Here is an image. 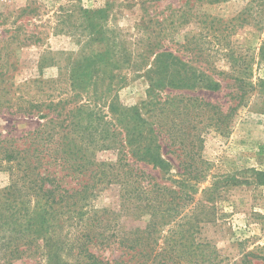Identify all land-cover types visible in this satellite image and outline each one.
<instances>
[{"label":"rangeland","instance_id":"obj_1","mask_svg":"<svg viewBox=\"0 0 264 264\" xmlns=\"http://www.w3.org/2000/svg\"><path fill=\"white\" fill-rule=\"evenodd\" d=\"M263 2L0 0V264L49 261L47 251L41 255V235L40 250L7 263L11 179L1 158L7 138L23 142L58 102L82 106L94 123L106 120L116 140L126 134L122 105L140 108L154 122L165 161L155 166L149 157L130 155L133 165L172 188L186 184L192 196L163 226L151 227L152 257L157 254L151 264H264V85L258 86L264 78ZM149 43L213 74L221 88L154 87L155 54L143 55ZM231 74L244 78L247 89L248 82L255 86L239 106L233 95L240 89ZM193 139L195 165L202 170L198 179L184 181L180 162L192 153ZM96 153L99 160L118 156L116 148ZM88 208L108 209L111 232L118 234L110 247L92 248L101 259L126 260L140 249L119 245V234L143 237L149 214L131 211L118 184L99 191Z\"/></svg>","mask_w":264,"mask_h":264},{"label":"trees","instance_id":"obj_2","mask_svg":"<svg viewBox=\"0 0 264 264\" xmlns=\"http://www.w3.org/2000/svg\"><path fill=\"white\" fill-rule=\"evenodd\" d=\"M262 5L264 9V2ZM260 50L264 58V40ZM149 52L155 54L152 72L156 76L152 77L157 80L153 82L154 87L221 88V81L213 78V74L198 69L190 60L171 50H159L158 43H149L143 55ZM231 75L240 89L233 95L239 99L236 105L239 106L255 86L248 82L250 88L247 89L244 78ZM75 79L76 75H73ZM263 85L264 78L258 82V86ZM203 104L204 107L211 105L209 102ZM50 108L54 109V114H41L45 122L29 131L22 138L23 142H16L14 137L7 138V149L1 158L7 161L11 179L7 186V263L40 250L39 240L43 235L45 243L41 255L45 256L47 251L49 261L46 264H151L150 261L157 256L152 257L151 227L163 226L167 217L179 213L185 201L192 196L184 188L186 184L179 190L172 188L133 165L130 155L149 157L155 166H162L165 161L160 152L163 141L156 134L154 122L145 119L140 108L122 105L126 134L121 140H116L104 127L106 120L94 123L89 116L86 117L82 106L68 108L65 103L58 102L52 103ZM25 111L31 113L34 110L28 108ZM100 132L105 135L97 140L95 135ZM197 140L193 139L191 143V157L184 154L180 162L184 167L180 173L184 181L198 179L202 170L195 165L197 151L193 149L198 147ZM112 148L118 150L115 161L97 159L98 150ZM111 184L121 187L122 199L131 203L130 210L136 215L149 214L146 235L119 234V245L128 248L140 246L126 260H103L92 251L95 245L110 247L115 241L113 236H118L111 232L115 226L108 209L92 211L88 208L90 200ZM64 227L69 230L63 235ZM72 231L70 237L69 232ZM161 263L168 264L165 261Z\"/></svg>","mask_w":264,"mask_h":264}]
</instances>
